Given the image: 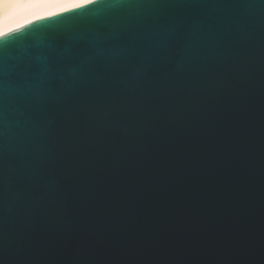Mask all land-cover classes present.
<instances>
[{"label": "water", "instance_id": "95a60500", "mask_svg": "<svg viewBox=\"0 0 264 264\" xmlns=\"http://www.w3.org/2000/svg\"><path fill=\"white\" fill-rule=\"evenodd\" d=\"M0 65V264H264V0H87Z\"/></svg>", "mask_w": 264, "mask_h": 264}, {"label": "bare ground", "instance_id": "6f19581e", "mask_svg": "<svg viewBox=\"0 0 264 264\" xmlns=\"http://www.w3.org/2000/svg\"><path fill=\"white\" fill-rule=\"evenodd\" d=\"M84 1L85 0H0V31L6 33L16 27Z\"/></svg>", "mask_w": 264, "mask_h": 264}, {"label": "snow or ice", "instance_id": "6c2138e0", "mask_svg": "<svg viewBox=\"0 0 264 264\" xmlns=\"http://www.w3.org/2000/svg\"><path fill=\"white\" fill-rule=\"evenodd\" d=\"M85 2H87V0H85ZM4 33L2 31H0V37H3ZM0 67H2V65H0Z\"/></svg>", "mask_w": 264, "mask_h": 264}]
</instances>
